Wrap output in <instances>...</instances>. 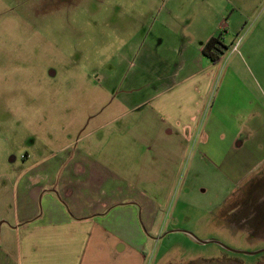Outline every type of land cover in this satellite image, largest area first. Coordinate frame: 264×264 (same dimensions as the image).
I'll return each mask as SVG.
<instances>
[{
	"label": "rangeland",
	"instance_id": "obj_1",
	"mask_svg": "<svg viewBox=\"0 0 264 264\" xmlns=\"http://www.w3.org/2000/svg\"><path fill=\"white\" fill-rule=\"evenodd\" d=\"M212 29L238 41L234 69L264 97V0H0V244L20 174L54 157L68 166L75 150L110 162L113 134L144 118L134 107L174 68L172 42ZM148 123L131 125L142 150L120 146L127 166L158 150ZM233 186L191 143L143 227V264H264V175L236 201Z\"/></svg>",
	"mask_w": 264,
	"mask_h": 264
},
{
	"label": "crops",
	"instance_id": "obj_2",
	"mask_svg": "<svg viewBox=\"0 0 264 264\" xmlns=\"http://www.w3.org/2000/svg\"><path fill=\"white\" fill-rule=\"evenodd\" d=\"M220 32L212 29L196 42L191 35L172 42L179 55L174 68L158 73L151 100L134 107L144 118L113 134L109 142L119 141V152L116 157L112 152L106 165L90 149L75 150L68 166L54 157L20 174L21 199L1 226L0 264H143L145 230L154 226L194 142L234 184L229 200L263 177L264 97L234 69L236 60L245 59L234 50L238 41L232 48L224 41L219 62L204 53V45ZM148 122L157 125L158 150L140 151L142 162L134 156L127 166L120 146H135L131 125L150 129Z\"/></svg>",
	"mask_w": 264,
	"mask_h": 264
},
{
	"label": "trees",
	"instance_id": "obj_3",
	"mask_svg": "<svg viewBox=\"0 0 264 264\" xmlns=\"http://www.w3.org/2000/svg\"><path fill=\"white\" fill-rule=\"evenodd\" d=\"M226 48L227 45L224 42L223 33L220 32L208 40V42L204 45L203 51L212 59V61L219 62Z\"/></svg>",
	"mask_w": 264,
	"mask_h": 264
},
{
	"label": "built area",
	"instance_id": "obj_4",
	"mask_svg": "<svg viewBox=\"0 0 264 264\" xmlns=\"http://www.w3.org/2000/svg\"><path fill=\"white\" fill-rule=\"evenodd\" d=\"M236 49H237V45L234 46V50H236Z\"/></svg>",
	"mask_w": 264,
	"mask_h": 264
}]
</instances>
